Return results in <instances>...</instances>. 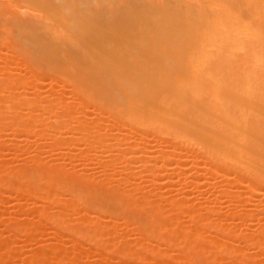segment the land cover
Returning <instances> with one entry per match:
<instances>
[{"label":"bare ground","instance_id":"1","mask_svg":"<svg viewBox=\"0 0 264 264\" xmlns=\"http://www.w3.org/2000/svg\"><path fill=\"white\" fill-rule=\"evenodd\" d=\"M4 191L13 264H264V0H0Z\"/></svg>","mask_w":264,"mask_h":264},{"label":"rangeland","instance_id":"2","mask_svg":"<svg viewBox=\"0 0 264 264\" xmlns=\"http://www.w3.org/2000/svg\"><path fill=\"white\" fill-rule=\"evenodd\" d=\"M7 192H8V194H6ZM7 192L4 191L3 193H0V195L2 194L1 197H0V199H3V201H4L3 204H1L2 206L0 205V210H1L3 207L10 206V205H8V204H10V202L12 201V200H10L11 198H7V197H9V195L14 194V193H10L9 191H7ZM4 193H5V195H4ZM9 193H10V194H9ZM13 200H14V199H13ZM22 200H25V199H22ZM26 200H27V199H26ZM26 200L23 201V202H25V204H26V203H28V204L30 203L29 205L32 206V202H31L32 200L28 199V200H29L28 202H26ZM14 202H15V201H14ZM12 203H13V201H12ZM12 203H11V204H12ZM4 204H5V205H4ZM3 205H4V206H3ZM6 205H7V206H6ZM29 205H28V206H29ZM1 212H3V211H0V213H1ZM5 215H7V214L5 213ZM30 215H31V214H30ZM30 215H29V216H30ZM19 217H21V215H20ZM30 217H31V216H30ZM32 217H33V216H32ZM44 223H45V222H42L41 224H44ZM46 223H47V222H46ZM46 223H45V224H46ZM2 224H3V223L0 222V233H2V229L4 230V228H3L4 225H2ZM45 224L42 225V226L44 227ZM47 224H48V223H47ZM47 224H46V225H47ZM40 226H41V225H40ZM47 226L50 227L49 225H47ZM48 227H45V228H46V229H45V232L47 233V235H48V233L50 232V231H46ZM48 229H49V228H48ZM43 231H44V230H43ZM51 231H53V230H51ZM3 232H4V231H3ZM5 233L7 234L8 232L5 231ZM41 233H42V232H41ZM41 233H40V234H41ZM46 233H44V235H45ZM51 233H52V236L49 235V237H53V233H54V232H50V234H51ZM2 234H3V233H2ZM19 234H20V236H19ZM19 234L16 233V235H17L18 237H20V239L23 238L22 235H24V234H22V235H21V233H19ZM42 235H43V234H42ZM42 235H41L40 237H42ZM54 235H55V234H54ZM44 237H45V236H44ZM44 237H42V238H44ZM49 237L47 236V238H45V239H43V240H42V239H41V240L39 239V240L42 241V244H43L44 242H48V241L50 242V240L52 241V238L50 239ZM15 238H16V237H15ZM25 238H27V237H25ZM38 238H39V236H38ZM48 238H49L50 240H49ZM12 239H13V238H12ZM17 239H19V238H17ZM20 239H19V240H14V241H13V240H10L11 242H10L9 244H7V245H9L10 248H12L13 250H14V245H15V249L18 248L17 250H18V251L20 250V252L22 253V252H24L26 249H28V247L26 248V246H27L29 243L25 244V243L23 242V239H21V242H20ZM27 239H28V238H27ZM69 239H70V237H69ZM66 240H67V239H65V241H64V239H63V241H64L65 243H66ZM28 241H29V240H28ZM32 241H33V240H32ZM36 241H37V240H36ZM68 241H69V240H68ZM25 242H27V240H26ZM30 242H31V241H30ZM37 242H39V241H37ZM72 242H73V240H72ZM7 243H8V242H7ZM34 243H35V242H34ZM39 243H41V242H39ZM70 243H71V242H69V243L67 242V244H69L68 246H71ZM10 244H11V245H10ZM12 244H13V245H12ZM18 244H19L20 246H22L23 248L20 247ZM35 244L37 245V243H35ZM35 244H33V245L35 246ZM44 244H45V243H44ZM67 244H66V245H67ZM83 244H87V243L85 242V243H83ZM31 245H32V243L29 244V246H31ZM33 245H32V246H33ZM38 245H39V244H38ZM18 246H19V247H18ZM87 246H88V244H87ZM87 246L84 245L83 247H87ZM6 248H7V247H6ZM25 248H26V249H25ZM29 248H30V247H29ZM70 249H71V248L69 247V254H72V256L69 255V254H68L67 256H68L69 258L71 257V259H78V258H79L80 263H82V264H83V262H84V264L88 263V262H85V261H86V260H87V261H90V260H89L90 258L93 259V255H92V257H91V254H89L90 252H89V253H88V252L86 253L85 250H84V251L82 250L85 254H84V253H83V254H80L81 252H79V253H78L77 251H73V252H72V251H70ZM1 251H2V249H1ZM25 252L27 253V251H25ZM26 253H24L25 256H26ZM24 254H23V255H24ZM27 254H28V253H27ZM4 255H5V254H4ZM4 255L1 256L0 261H1L2 263H3V261H4L5 264H13L14 262H17V261L19 262V261L21 260V257H19L20 260H19V259L16 260V261L14 260V262H13V259H14V258L12 259V258H10V257H6V260H5V256H4ZM18 256H20V255H18ZM21 256H22V255H21ZM22 257H23V256H22ZM27 257H28V256H27ZM94 257H95V256H94ZM15 258H16V257H15ZM17 258H18V257H17ZM23 258H24V257H23ZM25 258H26V257H25ZM22 260H23V259H22ZM22 260H21V261H22ZM24 260H25V259H24ZM18 262H17V263H18ZM23 262H24V261H23ZM17 263H16V264H17ZM20 263H21V262H20ZM20 263H19V264H20ZM3 264H4V263H3ZM22 264H25V263H22ZM60 264H61V263H60Z\"/></svg>","mask_w":264,"mask_h":264}]
</instances>
